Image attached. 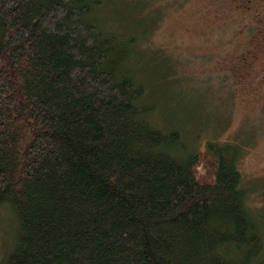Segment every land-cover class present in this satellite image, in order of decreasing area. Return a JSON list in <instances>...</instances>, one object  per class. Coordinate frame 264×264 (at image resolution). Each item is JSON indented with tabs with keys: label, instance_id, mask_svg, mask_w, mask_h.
I'll return each instance as SVG.
<instances>
[{
	"label": "trees",
	"instance_id": "obj_1",
	"mask_svg": "<svg viewBox=\"0 0 264 264\" xmlns=\"http://www.w3.org/2000/svg\"><path fill=\"white\" fill-rule=\"evenodd\" d=\"M101 5L0 0L4 264H264L247 147L158 124L148 28L113 29Z\"/></svg>",
	"mask_w": 264,
	"mask_h": 264
},
{
	"label": "rangeland",
	"instance_id": "obj_2",
	"mask_svg": "<svg viewBox=\"0 0 264 264\" xmlns=\"http://www.w3.org/2000/svg\"><path fill=\"white\" fill-rule=\"evenodd\" d=\"M101 1L113 29L148 28L141 47L158 57L144 76L156 122L177 125L188 144L216 137L247 147L238 163L242 185L252 209L264 206V48L252 64L243 58L264 45L263 9L238 11L232 0ZM160 70L168 79H154ZM9 224L0 225V264L11 246Z\"/></svg>",
	"mask_w": 264,
	"mask_h": 264
},
{
	"label": "flooded vegetation",
	"instance_id": "obj_3",
	"mask_svg": "<svg viewBox=\"0 0 264 264\" xmlns=\"http://www.w3.org/2000/svg\"><path fill=\"white\" fill-rule=\"evenodd\" d=\"M232 2L235 3L236 5V8L238 11H242V12H249V11H253L255 12L256 10H259V9H263L264 11V0H232ZM258 13V12H256ZM264 18V16H263ZM257 21L261 20V15L258 14V19H256ZM264 24V21L262 22ZM259 29V27H258ZM257 29V30H258ZM261 34H262V37L264 38V31H261ZM260 37V35H259ZM251 40L250 41H255L256 38L255 37H252L250 38ZM264 41V40H263ZM264 48V45H260V47H258V49H249V51L247 52V56H244V60L245 62H248L249 64H252L253 63V59L256 60L260 54L261 56V53H262V49ZM260 51V53H259ZM261 72L264 73V69L261 70Z\"/></svg>",
	"mask_w": 264,
	"mask_h": 264
}]
</instances>
